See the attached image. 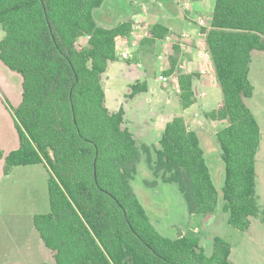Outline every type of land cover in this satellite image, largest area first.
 <instances>
[{"label": "trees", "instance_id": "16d2710c", "mask_svg": "<svg viewBox=\"0 0 264 264\" xmlns=\"http://www.w3.org/2000/svg\"><path fill=\"white\" fill-rule=\"evenodd\" d=\"M105 1L0 0V60L23 78L14 110L20 146L6 156L5 174L19 166L47 168L51 212L35 216L34 225L56 264H232L231 247L220 238L209 256L196 236L164 237L134 192L141 150L124 126V110L107 109L102 82L118 60V38L129 37L133 23L99 26L94 11ZM210 25L203 32L223 103L206 117L225 123L216 134L225 164L223 210L245 232L260 212L262 134L245 100L254 95L252 54L264 52V0H216ZM150 30L154 42L169 34L159 23ZM179 56L174 47L167 75ZM193 78L179 71L183 109L196 103ZM146 91L136 83L129 97ZM159 145L154 174L179 186L191 215L213 213L219 192L200 137L183 115L166 126ZM142 149L151 154L149 146Z\"/></svg>", "mask_w": 264, "mask_h": 264}, {"label": "rangeland", "instance_id": "374dc122", "mask_svg": "<svg viewBox=\"0 0 264 264\" xmlns=\"http://www.w3.org/2000/svg\"><path fill=\"white\" fill-rule=\"evenodd\" d=\"M215 1L189 0L186 4L192 6L197 20L201 16L210 22ZM110 3V0H106L102 7L94 11L95 21L101 27L113 28L119 24L107 23L103 19L110 15ZM4 35L0 27V36L3 38ZM161 76L163 71L159 68L156 73L154 66L144 81L151 89L160 91ZM22 80L21 75L12 72L0 60V264H56L54 253L46 248L34 225L35 216L51 212L48 185L50 175L47 168L39 164L19 166L13 168L8 175L5 174L6 156L20 146L14 110L22 101ZM249 80L254 86V95L246 99L245 103L258 121L262 140L256 157V190L260 212L251 219L247 231L241 232L231 226L229 213L223 210L225 164L215 134V131L225 126L221 122L213 124L214 132L211 131L210 136L199 134L213 183L219 192V202L213 213L205 216L191 215L179 186L166 183L161 175L154 174L155 151L160 149L157 139L150 141V155L142 151L144 141L137 140L141 157L137 164V174L131 182L152 225L160 234L170 239H177L182 235L196 236L209 256L216 253L215 238H220L231 247L232 264H264V52L253 53ZM105 82L108 84L109 97L112 96L115 101L121 96L125 84L115 76L110 78L109 83L107 79ZM204 90L208 94L210 108H216L223 100L221 88L209 87ZM126 93L127 89L121 100Z\"/></svg>", "mask_w": 264, "mask_h": 264}, {"label": "crops", "instance_id": "0c3cea01", "mask_svg": "<svg viewBox=\"0 0 264 264\" xmlns=\"http://www.w3.org/2000/svg\"><path fill=\"white\" fill-rule=\"evenodd\" d=\"M110 1V15L104 16V21L111 24L131 21L133 31L129 37L118 38L116 42L118 60L110 63L103 75L102 82L106 92L107 109L110 113H117L120 109L124 110L125 128L133 133L136 140L144 141L142 145L151 146V139H157L160 142L166 126L174 120L176 115H183L190 129L198 135L210 136V132H214L215 122L209 120L206 113L219 108L223 103L222 100L216 108H210V103L207 101L208 94L204 90L209 87L212 89L220 87L207 49L206 35L203 32V29L210 28L211 21L205 20L206 27H201L198 20L204 18L198 16L199 19H196V12L193 11L191 5L186 4L189 0ZM157 23L168 29L169 34L166 38L155 42L152 41L153 38H142L143 31L151 32L150 27ZM185 34H189L190 38H182ZM1 39L2 36H0ZM183 42L186 44L185 48L180 46ZM174 47L180 51L178 65L174 73L167 75L166 73L171 69L170 57L174 54ZM127 50L133 52V57L130 60H123L120 56ZM154 66L156 73L160 68L163 76L169 79L165 84L160 80V91L151 89L144 81L145 76L152 71ZM179 71L194 76L193 89L196 103L187 109H183L181 103ZM112 76L118 77L125 84L121 96L115 101L112 96L109 97L108 84L105 82L107 79L109 83ZM156 80H158L157 76ZM136 83H145L147 91L129 97L131 87ZM126 89L127 93L121 100ZM217 133L218 131H215V134Z\"/></svg>", "mask_w": 264, "mask_h": 264}, {"label": "built area", "instance_id": "2783aa9c", "mask_svg": "<svg viewBox=\"0 0 264 264\" xmlns=\"http://www.w3.org/2000/svg\"><path fill=\"white\" fill-rule=\"evenodd\" d=\"M198 23H199V25L201 26V27H206V25H207V22L205 21V19H200V20H198ZM133 31V30H132ZM132 33V32H131ZM142 38H153V34H152V32H150V31H147V32H145V31H143V34H142ZM182 38H186V39H189L190 38V36H189V34H185V35H183V37ZM89 39V38H88ZM180 46L181 47H186V44L183 42V44H180ZM201 55H203V52H201ZM123 60H130L132 57H133V52L132 51H129V50H127V51H124L122 54H121V56H120ZM160 80L165 84V83H167L168 82V77H166V76H161V78H160Z\"/></svg>", "mask_w": 264, "mask_h": 264}]
</instances>
